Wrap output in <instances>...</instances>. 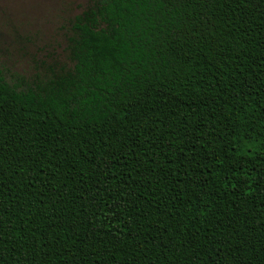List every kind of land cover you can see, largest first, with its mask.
I'll use <instances>...</instances> for the list:
<instances>
[{
    "label": "trees",
    "instance_id": "trees-1",
    "mask_svg": "<svg viewBox=\"0 0 264 264\" xmlns=\"http://www.w3.org/2000/svg\"><path fill=\"white\" fill-rule=\"evenodd\" d=\"M67 68L0 71V264H264V0H91Z\"/></svg>",
    "mask_w": 264,
    "mask_h": 264
},
{
    "label": "rangeland",
    "instance_id": "rangeland-1",
    "mask_svg": "<svg viewBox=\"0 0 264 264\" xmlns=\"http://www.w3.org/2000/svg\"><path fill=\"white\" fill-rule=\"evenodd\" d=\"M91 0H0V71L39 84L69 65L74 24Z\"/></svg>",
    "mask_w": 264,
    "mask_h": 264
}]
</instances>
